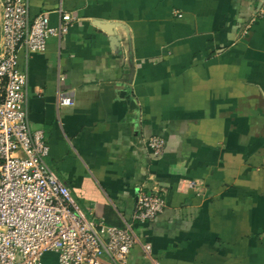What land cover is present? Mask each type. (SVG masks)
Instances as JSON below:
<instances>
[{
  "label": "crops",
  "instance_id": "0c3cea01",
  "mask_svg": "<svg viewBox=\"0 0 264 264\" xmlns=\"http://www.w3.org/2000/svg\"><path fill=\"white\" fill-rule=\"evenodd\" d=\"M262 1L28 0L52 26L58 11L74 17L43 53H19L48 167L94 222L131 223L142 191L165 200L133 223L128 264H264ZM96 23L116 26L119 44ZM151 137L164 141L154 158ZM181 180L198 186L185 194Z\"/></svg>",
  "mask_w": 264,
  "mask_h": 264
},
{
  "label": "built area",
  "instance_id": "2783aa9c",
  "mask_svg": "<svg viewBox=\"0 0 264 264\" xmlns=\"http://www.w3.org/2000/svg\"><path fill=\"white\" fill-rule=\"evenodd\" d=\"M256 17L264 19V2ZM31 18L28 0H0V264H44L47 253L56 264H128L138 240L133 223H150L162 213L165 200L158 191L139 192L131 223L123 227L86 217L46 163L49 147L42 130H31L26 114L27 72L19 53H43L47 41L60 39L74 23L58 11ZM73 104L70 93L59 95L58 107ZM151 157L164 151L157 137L145 143ZM198 184L181 180L177 189L188 193ZM149 255V244L142 245Z\"/></svg>",
  "mask_w": 264,
  "mask_h": 264
},
{
  "label": "water",
  "instance_id": "95a60500",
  "mask_svg": "<svg viewBox=\"0 0 264 264\" xmlns=\"http://www.w3.org/2000/svg\"><path fill=\"white\" fill-rule=\"evenodd\" d=\"M264 2V0L260 3V5L258 6L257 9L260 8V6L262 5V3ZM95 27L99 28L100 30L104 31L108 36H109V40L111 42L116 43L117 45L119 44V38L117 37V33L115 31L116 26H114L113 24H105V23H96ZM123 94V93H122ZM134 101H130V106L133 107L134 106Z\"/></svg>",
  "mask_w": 264,
  "mask_h": 264
}]
</instances>
